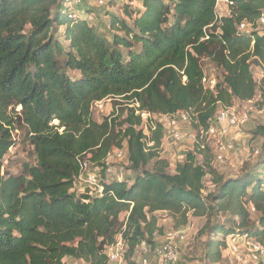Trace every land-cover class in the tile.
Segmentation results:
<instances>
[{"label":"trees","instance_id":"1","mask_svg":"<svg viewBox=\"0 0 264 264\" xmlns=\"http://www.w3.org/2000/svg\"><path fill=\"white\" fill-rule=\"evenodd\" d=\"M68 1L0 0V264H107L104 250L119 235L126 264H138L141 244L156 247L159 212L182 224L189 213L207 217L199 235L209 264L222 263L227 237L264 248V169L224 178L208 148H194L171 168L160 157L163 125L151 130L130 107L154 116L191 112L197 130L219 108L252 101L264 85V33L256 30L264 0H228L229 15L217 21L218 0H142L134 13L122 4L127 21L111 15L110 38L67 13ZM242 22L253 30L239 33ZM205 60L222 73L211 91L202 82L210 77ZM252 64L263 71L259 87ZM106 99L114 109L97 123L92 107ZM18 130L35 164L10 176L4 160ZM254 136L264 150V124ZM123 149L132 176L108 180L107 158ZM83 161L99 169L101 196L73 191ZM208 176L215 189L203 196ZM217 216L224 221L209 222Z\"/></svg>","mask_w":264,"mask_h":264},{"label":"rangeland","instance_id":"2","mask_svg":"<svg viewBox=\"0 0 264 264\" xmlns=\"http://www.w3.org/2000/svg\"><path fill=\"white\" fill-rule=\"evenodd\" d=\"M112 0L103 6H97L95 0H83L84 5L91 10L93 21L92 25L99 27L107 38H110L111 34L107 31L108 19L111 15L124 19L125 15L122 10V2L114 3ZM142 1V0H141ZM141 1L135 0L132 5H128L129 11L136 12L141 8ZM219 8V7H218ZM219 11V10H218ZM220 15H226L225 13L219 12ZM219 15V14H218ZM127 21V20H126ZM260 33H264V28L258 29ZM202 69L207 76L213 77L217 82L221 81V70H218L213 63L208 60L201 62ZM251 74L253 79L256 81L258 87L261 85V79L263 77L262 69L257 65H251ZM264 85L262 89L257 90L255 98L252 100V111L249 114V121L240 128L230 130L226 140L232 142V149L225 155L223 163H217L214 161V146L210 142L207 147L211 156V165L213 170L224 178L235 177L242 174L246 170H251L258 175L262 174L264 169V150L261 148L262 139L254 136L255 127L264 124ZM263 93V94H262ZM115 102L111 99L95 103L92 107V119L100 123L105 117H108L113 109ZM122 105H125L123 102ZM247 102L240 103L234 101L232 108H235L236 112L244 111ZM123 107V106H122ZM18 110V108H17ZM220 110V108H219ZM218 110V111H219ZM160 117V116H159ZM155 117L154 121L161 123L164 127V136L160 146V157L170 163L171 168L182 159V157L193 150L192 146L185 143L172 144L168 139L166 131H169V125L162 117ZM180 129L184 132L194 131L192 125L190 127L185 124L179 125ZM13 138L15 145L8 151L4 160L3 172L10 176H17L21 174L23 165L35 164L34 154L32 147L28 144L25 139V133L22 130L13 132ZM258 150L259 154L255 155L254 151ZM117 150H113L108 160V167L110 173L107 174L108 180H118L126 177H131L132 174L126 170L127 161L126 157L117 158L115 155ZM206 152V150L204 151ZM202 160V156H198V162ZM172 172L171 169H169ZM212 178L208 176L204 181L203 196L214 191L215 186L213 185ZM84 187L79 186L74 190L76 195L85 193ZM157 218V227L160 228V232L156 231L153 235V242L156 246H162L165 242V235L171 231L184 230L186 234L185 241L183 243H174L175 252L177 254V264H209L203 259L204 249V238L200 237L199 233L202 227L207 221V217H196L188 214V218L184 224L178 219V217L172 219L167 213L159 212L155 214ZM125 215H122V220ZM255 219V217H252ZM225 218L223 217H211L209 222H216L217 220L222 222ZM126 252L124 253L125 257ZM224 257L221 264H237L235 258L231 256L228 251L224 252ZM244 258L245 264H252L247 259L248 257L244 253H240ZM137 258H135V261ZM137 262V261H136ZM149 264H159L157 257L151 252L148 257ZM65 264H84L77 260L67 259Z\"/></svg>","mask_w":264,"mask_h":264},{"label":"built area","instance_id":"3","mask_svg":"<svg viewBox=\"0 0 264 264\" xmlns=\"http://www.w3.org/2000/svg\"><path fill=\"white\" fill-rule=\"evenodd\" d=\"M112 0H95L97 6H103L106 3L111 2ZM135 0H117L123 4L132 5ZM141 1V0H139ZM220 3H224L226 8V15H220L218 13V7ZM84 3L82 0H69L64 7L67 13L73 14V17L82 16L87 21H93L92 14L85 15L79 7H83ZM233 5L232 2L228 0H218L215 6V15L216 21L223 16L229 15V8ZM219 14V15H218ZM256 30L264 28V12L260 15L257 20ZM210 27V26H209ZM252 25L242 22L238 25L237 31L239 33L251 32ZM208 37L205 35L203 40H207ZM184 80V78H183ZM203 84L207 83V86H204L205 90H212L215 86V79L213 77H204L202 80ZM252 101L247 102V105L244 111L236 112L235 108H220L217 112L213 122L207 127L202 128L198 127L197 130L184 132L180 129V124H185L190 127L192 123L197 124L196 121L193 122L194 115L191 112H177L174 115H159L165 119L166 123L169 125V131H166L168 139L172 144L176 143H185L196 148L200 152L206 150L207 144L212 142L214 146V156L213 159L217 163H223L225 155L230 149H232V142L226 140L230 130L243 127L249 121V114L252 111ZM138 104L134 103L130 107L135 108V115L140 116L144 125L148 123L151 125V130L155 129V117L145 111H138ZM159 117V118H160ZM161 124V123H160ZM144 127V126H143ZM145 134L148 136L149 133L145 129ZM148 146H152V143H149ZM115 154L117 158L126 157V151L117 150ZM255 155H258V150L254 151ZM110 156V155H109ZM107 158V163L110 157ZM80 172L74 181L73 191L79 186L84 187V191L89 192L91 196H101L103 193V186L99 183V169L93 168L87 161L79 163ZM108 165V164H107ZM174 167V166H173ZM110 173V168L108 167L106 174ZM121 179V178H120ZM118 179V180H120ZM165 242L162 246H156L153 250L148 248L145 244H141L140 247L135 252V255L138 256V264H149L146 254L153 253L157 257L159 264H177V254L175 252L174 243L182 242L186 238L184 230L171 231L165 235ZM226 249L224 252L233 256L237 264H245L244 258L240 253H244L252 264H257L259 261L264 259V248H262L256 241L253 239H247L246 237H227L225 239ZM127 251V247L122 241L121 236L119 235L115 243L109 245L105 248L104 254L107 258V264H126L124 260V253ZM223 252V254H224Z\"/></svg>","mask_w":264,"mask_h":264},{"label":"crops","instance_id":"4","mask_svg":"<svg viewBox=\"0 0 264 264\" xmlns=\"http://www.w3.org/2000/svg\"><path fill=\"white\" fill-rule=\"evenodd\" d=\"M114 3H117V0H115ZM218 10H219L218 13L221 12V14L226 12V8H225L224 3H220V4H219V8H218ZM219 14H220V13H219Z\"/></svg>","mask_w":264,"mask_h":264}]
</instances>
